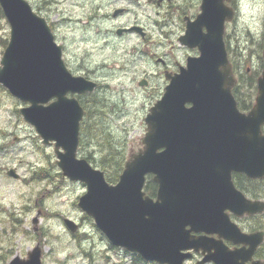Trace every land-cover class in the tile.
I'll use <instances>...</instances> for the list:
<instances>
[{
    "label": "water",
    "instance_id": "obj_1",
    "mask_svg": "<svg viewBox=\"0 0 264 264\" xmlns=\"http://www.w3.org/2000/svg\"><path fill=\"white\" fill-rule=\"evenodd\" d=\"M230 1L201 0L195 18H185L179 43L198 55L178 73H165L169 81L144 117L142 146L129 153L118 181L108 183L101 169L77 156L85 110L75 94L93 92L97 82L69 70L62 44L27 0H0L10 29L0 84L26 103L19 112L42 143L54 144L62 175L85 184L78 207L113 246L146 261L182 264L185 250H193L203 254L196 264H264L246 263L263 231L244 232L229 216L264 211V200L246 196L232 177L264 179V47L254 104L244 112L232 93L236 78L224 41L225 23L234 17ZM148 174L157 185L154 197L143 189ZM7 175L19 176L14 168ZM64 223L76 231L74 221ZM222 238L241 246L230 250ZM41 255L37 243L6 264H41Z\"/></svg>",
    "mask_w": 264,
    "mask_h": 264
},
{
    "label": "rangeland",
    "instance_id": "obj_2",
    "mask_svg": "<svg viewBox=\"0 0 264 264\" xmlns=\"http://www.w3.org/2000/svg\"><path fill=\"white\" fill-rule=\"evenodd\" d=\"M27 1L50 24L55 40L63 46L69 70L98 83L95 97L100 110L89 121L92 126L93 121L103 125L126 160L142 146L144 117L163 91V68L177 61L183 65L186 54L191 53L177 40L184 32L177 4L174 9L166 2L158 6L146 0ZM175 3L194 15L200 0ZM232 4L235 17L226 24L225 41L228 37L231 49L238 51L237 56L232 53L236 62L244 61L247 72L252 73L263 64L264 0H232ZM121 7L124 12L112 16ZM130 26L139 27L144 37L136 30L116 33L118 28ZM9 30L6 19L0 17V58L1 40H8ZM143 79L146 85L140 84ZM255 92L242 97L250 102ZM24 105L0 84V264L13 255L26 257L37 243L42 247L41 264H157L135 260L133 253L112 246L78 207L84 183L62 175L53 144L42 143L21 116L19 108ZM87 105L91 107L92 101ZM87 141L78 154L91 153L96 165L101 155L93 147L95 137L89 135ZM11 168L18 178L7 175ZM64 218L78 224V230L71 232ZM238 224L249 222L244 219Z\"/></svg>",
    "mask_w": 264,
    "mask_h": 264
},
{
    "label": "trees",
    "instance_id": "obj_3",
    "mask_svg": "<svg viewBox=\"0 0 264 264\" xmlns=\"http://www.w3.org/2000/svg\"><path fill=\"white\" fill-rule=\"evenodd\" d=\"M0 17H4L2 9L0 8ZM226 37V47L229 52V58L232 63L233 71L237 77V82L232 88L233 95L235 96L239 108L241 110L247 109L250 107V103L248 98L243 99V95H249L251 97L254 94V91L256 90V77L259 74L260 70H256L252 73L247 72V67L244 65V61L236 62L235 56H237L238 51L231 49V46L229 44V40ZM1 43L5 45L7 44V40L2 39ZM235 53V56L233 54ZM261 68V67H260ZM85 95V96H83ZM97 95V90H95L93 93L88 94H82L77 95V98L79 99L81 105L85 109V114L83 117V120L80 124V136H79V150L83 148L84 144L87 143L88 136H94L96 143L93 145V147H97V152L101 155L100 159H97V163L95 166L99 167L101 170H103L106 180L109 183H114L118 180L119 174L121 173L125 158L124 155H121V152L119 151V147L116 145V141L112 140L110 138V135L108 132L105 131V128L103 125L99 124L96 121H93L94 125L90 123V119L95 116H97L98 112L97 110L99 106H96V103H99V100L95 97ZM247 97V96H246ZM91 100L92 105L89 107L87 105V101ZM87 128H91L90 130H87ZM87 130V131H86ZM83 157H85L88 161L91 162L93 159V156L91 153H88V155L82 154ZM92 163V162H91ZM234 181L236 183V186L241 189L244 193H246L248 196L256 198L264 196V180H253L245 177L242 174L235 173L234 174ZM257 181H261V186H257ZM144 190L147 194L150 196H154L156 192V184L152 181L151 175H147ZM256 218H262L260 221L253 223V227H264V217L263 215L259 216H252V220L255 221ZM263 248H264V242H263ZM135 260L142 261L141 258L138 255H134Z\"/></svg>",
    "mask_w": 264,
    "mask_h": 264
},
{
    "label": "flooded vegetation",
    "instance_id": "obj_4",
    "mask_svg": "<svg viewBox=\"0 0 264 264\" xmlns=\"http://www.w3.org/2000/svg\"><path fill=\"white\" fill-rule=\"evenodd\" d=\"M138 1V0H137ZM148 3L149 2H154L155 4H157L158 6L161 5L162 3H165L168 4L169 8H174L179 10L180 12V18L184 21V30H185V26H186V20L185 18H189L190 20L194 19L195 16L199 13L200 11V4H199V10L197 13H195L194 15L193 14H187V12L185 11L183 5H181V3H175L176 1H179V0H146ZM181 1V0H180ZM200 3H201V0H200ZM175 4H177V6L175 7ZM186 7H187V4H184ZM190 5V4H189ZM229 5H231L233 8H234V5L232 4V1L229 3ZM117 11V13H115ZM124 12V9L121 7V8H117L113 11L112 13V16H116L117 14H121ZM132 27H137V26H130V28L128 27H122V28H118L116 33L118 32V30H120V33L121 34L122 32H129V30L132 28ZM134 30V29H132ZM136 32L144 37L145 35V32L142 31L141 29L140 30H136ZM181 35V34H180ZM180 35L177 37V40L179 39ZM179 42V40H178ZM188 48V47H187ZM190 52L191 53H187L186 56H185V59H184V64L181 65L180 63H177L174 64V65H167L166 67L163 68V77H164V87L165 85L168 83V79L165 78V73L168 72L169 75H174L175 73H178L179 72V69L181 66H185L186 64V60L189 56H196L198 55V50L197 48H189ZM159 61L160 63L162 64H165V61L162 59V58H159ZM145 80V85L147 84V81L146 79ZM164 87H163V91H164ZM162 91V93H163ZM161 93V94H162ZM247 98V97H245ZM250 103V106H252L251 104L254 103V96H253V99L249 102ZM253 180H258V179H253ZM261 181H257V186L260 187L261 186ZM259 198H263L264 199V196H261ZM259 215H263L264 217V212H261L259 214H253V215H243L241 217H238V216H235L234 214L230 213L229 216H230V219L232 221H234L235 223L238 224V221H241V220H248L249 222V225L248 224H241L239 225V227L241 228L242 231L244 232H255V231H263V240L260 244H258L256 246V249L255 251L253 252L252 256H251V259L247 260L246 263H250L251 261H256V260H259L261 262H264V248H263V242H264V227H253V224H252V216L256 217V216H259ZM78 225V224H77ZM263 226H264V222H263ZM188 227V226H187ZM192 234H195V235H201L203 234L202 232H191ZM207 236H211L215 239H218V235L217 234H208ZM222 242L224 243V245L230 249V250H233V249H236L237 247L241 246V244H237V243H234L232 242L231 240H227L225 238H222ZM186 252H190L189 256H186L182 262V264H196L197 261H199L202 257H203V254L201 253V251H193V250H185ZM205 264H214L212 262H207Z\"/></svg>",
    "mask_w": 264,
    "mask_h": 264
}]
</instances>
